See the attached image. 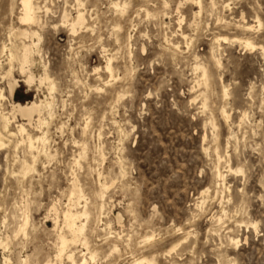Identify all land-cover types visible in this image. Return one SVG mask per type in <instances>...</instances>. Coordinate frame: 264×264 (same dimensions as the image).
Segmentation results:
<instances>
[{"label": "rangeland", "instance_id": "1", "mask_svg": "<svg viewBox=\"0 0 264 264\" xmlns=\"http://www.w3.org/2000/svg\"><path fill=\"white\" fill-rule=\"evenodd\" d=\"M35 2L27 25L21 0H0L1 112L14 134L0 122V264H70L58 249L76 184L89 264H264V0H202L200 15L192 0ZM248 38L258 49L233 41ZM52 98V119L21 111ZM30 136L46 142L32 150Z\"/></svg>", "mask_w": 264, "mask_h": 264}, {"label": "bare ground", "instance_id": "2", "mask_svg": "<svg viewBox=\"0 0 264 264\" xmlns=\"http://www.w3.org/2000/svg\"><path fill=\"white\" fill-rule=\"evenodd\" d=\"M36 0H21V3H22V12H21V22L22 23H26L27 25H34L36 23H38L39 21V17H38V10L40 9L39 6L36 4L35 2ZM193 2L197 3V5L199 6V15L201 14L202 12V0H192ZM213 5V4H212ZM117 6L118 9H120L121 7V10L124 12L127 5L125 4L124 6H120L119 4H116L115 7ZM226 7V5H225ZM116 8V9H117ZM42 9V8H41ZM47 9V8H46ZM45 9V10H46ZM128 9V8H127ZM48 10V9H47ZM146 12H148L147 10H145ZM40 14V12H39ZM150 15V14H149ZM148 16V15H147ZM152 16V14H151ZM149 17V16H148ZM150 18V17H149ZM258 17H256L257 19ZM148 19V18H147ZM84 23H85V17L83 14H79L78 17L76 18V20L74 21V26H73V31L76 32V27L78 26H84ZM257 23H258V28L261 29V27L263 26V23L262 21L258 18L257 19ZM242 28V27H241ZM243 29L245 31H253L255 29L254 26H250V25H245L243 27ZM259 30V29H258ZM256 31V30H255ZM28 31H24L22 32L20 35L21 36H27L28 34ZM250 33V32H249ZM244 34V33H243ZM30 35V34H29ZM32 35L33 36H37L36 32H32ZM31 37V36H30ZM39 37V36H38ZM33 39V37H32ZM230 39L226 38V37H219V39H217V42L220 43V42H225L227 43ZM39 43H40V38H39ZM193 41V40H192ZM234 42H239L240 44L242 45H245V47L249 50H256L258 49L257 46L251 42V40L248 38V39H235L233 40ZM216 42V41H215ZM39 43H35L33 42L32 43V46H27L25 43L23 44V47H22V51H23V57H24V61L26 62H29L31 59H30V54L36 49H38V46H39ZM261 50L264 51V47H261L260 48ZM5 50V47L4 49ZM212 54V53H211ZM214 55V54H213ZM10 62L11 61H14L16 59H18V52L17 51H14L13 49L10 50ZM215 56V55H214ZM212 59H213V56L211 55ZM216 58V56L214 57ZM216 61V65H221L220 63V60L218 59H215ZM21 61H23L21 59ZM20 61V63H21ZM12 63V62H11ZM32 63V62H31ZM13 65V63H12ZM24 66V64H22ZM29 65V64H28ZM217 66V67H218ZM27 67V66H26ZM197 69L200 68V66L198 65L196 67ZM22 69V68H21ZM107 70L112 74L113 72V69H112V65L111 64H108V67H107ZM205 73H204V77H208L207 76V70H204ZM113 78V76H111ZM203 77V78H204ZM207 79V78H206ZM47 82L49 80L48 77H46L45 79ZM29 81V80H28ZM33 81V80H32ZM31 82V81H30ZM45 82V81H44ZM208 83V82H207ZM43 84V83H42ZM56 89V87L54 85H52L51 89H50V92H54ZM225 89V88H224ZM224 94L227 95V91L225 90L224 91ZM1 97H2V94H0V122H2L1 124H3L4 128L3 130H5L7 133L10 134L11 131H9V126H10V119L9 117L7 116V114H4L3 112H1ZM3 98V97H2ZM119 100V99H118ZM207 100V99H206ZM53 104H54V99L52 98L51 101L50 100H46V101H39V104L38 103H34L31 105V106H28L26 108H22V112L25 114H30V115H33V114H41L42 112V109L43 107L47 108L49 111H50V118L52 119L53 118ZM206 104V103H205ZM19 107V106H18ZM23 107V106H22ZM208 108V107H207ZM15 111V110H13ZM18 111V110H17ZM47 112V111H46ZM16 113V112H15ZM18 113V112H17ZM16 113V114H17ZM10 114V113H8ZM15 114V115H16ZM20 114V113H19ZM18 114V115H19ZM10 116V115H9ZM49 116V114H48ZM222 116L225 120H228L230 118L228 112L225 110V109H222ZM39 117V116H38ZM11 118V117H10ZM47 123V122H46ZM46 123H44L46 125ZM48 124V123H47ZM38 125V124H37ZM43 125V124H41ZM2 126V125H1ZM44 126V125H43ZM19 129V128H18ZM25 126H20V130L21 132H25ZM18 132V131H17ZM26 133V132H25ZM10 135H14L13 133H11ZM24 136V135H23ZM22 136V137H23ZM45 137V136H44ZM0 139H1V146H4V142L2 140V134L0 133ZM42 141H45L46 142V138H43L42 137L40 138H33V137H29V141H27L28 145H29V148L34 150L36 149L35 147L36 146V143L38 142V144ZM48 141V139H47ZM85 145V144H84ZM39 146V145H38ZM44 146V145H43ZM217 146V145H216ZM28 148V147H27ZM218 148V147H217ZM32 150L30 152H32ZM217 150V149H216ZM35 151H38L35 150ZM29 152V151H28ZM40 152V151H39ZM217 152V151H215ZM86 153H87V146H84L83 147V154L81 155V158L85 157L86 156ZM32 154V153H31ZM37 154V153H36ZM35 154V155H36ZM45 154V153H44ZM42 155V154H41ZM47 154H45L46 156ZM217 155L219 156L218 158L219 159H222L219 152H217ZM49 156V154L47 155ZM51 156V155H50ZM39 158V156H38ZM217 158V159H218ZM19 160V159H18ZM23 160V159H22ZM36 158H33V162L30 164V162L28 163V161H22V166H23V170H22V175L23 177H26L27 175L29 174H34L37 172V169H36ZM81 160V159H80ZM223 161V160H222ZM20 163V162H19ZM78 163V162H77ZM230 163V162H229ZM79 164V163H78ZM77 164V165H78ZM220 164V163H219ZM80 165V164H79ZM219 167V166H218ZM215 169V168H214ZM217 171V169H216ZM242 171L241 170H235L231 167V165L229 164L228 165V172L227 173H241ZM217 176H218V179L221 182H225V178L227 176H225L224 173L221 172L220 168L218 169L217 171ZM21 177V176H20ZM23 177H22V180H23ZM21 182V181H20ZM24 182V181H23ZM219 183V182H218ZM101 186V185H100ZM103 188H105L103 186ZM106 189V188H105ZM101 192V191H100ZM99 192V193H100ZM103 194V192H102ZM99 195V194H98ZM101 195V194H100ZM103 196V195H102ZM100 197V196H99ZM70 205H71V208L68 209V211L66 212L65 214V222H66V227H67V230L70 234V237L71 239L67 238L65 235L64 236H61L60 237V245H59V249H58V257L59 258H64L66 257L67 261L70 263V264H89V260L96 262V259H97V253L95 251H93L90 247V242H89V238H87L85 232L87 231L86 230V227H87V224L89 223L90 221V211H88L87 209V205H84V206H81L82 205V202H83V199L85 198V195L83 193V190L80 189V187L76 184L75 185V190L73 192V194L71 195L70 197ZM104 198V196H103ZM85 201V200H84ZM87 203V202H86ZM85 203V204H86ZM104 206V205H103ZM73 207V208H72ZM102 207V206H101ZM104 208L100 209V210H103ZM102 212V211H101ZM101 215V214H100ZM101 219V218H100ZM221 219H219L220 221ZM26 225L22 226V227H25ZM21 227V229H22ZM25 229V228H24ZM23 230H20V232H22L23 234H26L24 233L25 231ZM63 230V229H62ZM63 233V232H62ZM119 240V239H118ZM146 240V239H145ZM150 241V240H149ZM148 241V242H149ZM146 242V243H148ZM77 244H81L82 247L87 251L86 254L84 255L83 254V257L82 259H78L77 256H76V252L73 250V247L77 246ZM117 244L115 245H112V246H115L113 252L111 253H116L119 251L118 247L116 246ZM143 245V244H142ZM94 249V248H93ZM80 250V249H79ZM111 250V248H110ZM112 256V254L110 255ZM88 257H90L88 259ZM109 258V257H108ZM121 259V258H120ZM154 259V258H153ZM144 260H146V258H144ZM142 259V261H134L133 263L134 264H141V263H144V261ZM149 259H147V262H148ZM9 261V260H8ZM7 261V262H8ZM150 263L154 264L155 260H149ZM149 263V264H150ZM63 264V263H62Z\"/></svg>", "mask_w": 264, "mask_h": 264}]
</instances>
